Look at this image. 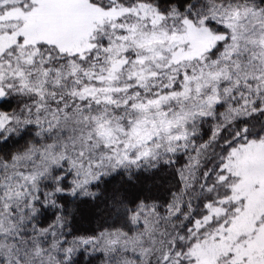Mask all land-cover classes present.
<instances>
[{
	"label": "snow or ice",
	"instance_id": "1",
	"mask_svg": "<svg viewBox=\"0 0 264 264\" xmlns=\"http://www.w3.org/2000/svg\"><path fill=\"white\" fill-rule=\"evenodd\" d=\"M0 264H264V0H0Z\"/></svg>",
	"mask_w": 264,
	"mask_h": 264
}]
</instances>
